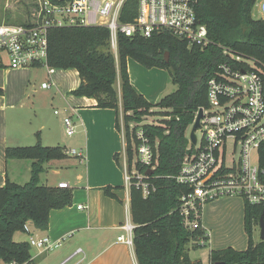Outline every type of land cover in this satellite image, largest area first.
I'll list each match as a JSON object with an SVG mask.
<instances>
[{
    "label": "trees",
    "instance_id": "trees-1",
    "mask_svg": "<svg viewBox=\"0 0 264 264\" xmlns=\"http://www.w3.org/2000/svg\"><path fill=\"white\" fill-rule=\"evenodd\" d=\"M257 0H198L196 15L205 24L209 37L245 57L264 63V20L252 16ZM19 22L30 25L36 8ZM138 12V0H128L122 13L123 21H132ZM109 31L105 27L52 28L49 32L48 65L54 69H76L80 85L71 93L97 100L100 108L117 111L116 127L124 124L126 153L132 164V139L139 143L136 129L142 127L155 153V172L150 176L157 189L148 197L142 190L131 187V216L134 230L135 254L139 264H205L192 259L190 244L198 237H206L202 229L189 230L182 224L180 197L188 192L187 185L177 183L176 176L187 155L193 151L190 130L200 108L208 106V80L218 65L228 60L216 45L202 49L189 46L170 32L143 36L119 35L118 57L110 49ZM169 59L166 60V53ZM146 68L159 67L169 71L177 89L157 102L149 101L132 84L128 59ZM35 66H40L36 64ZM121 81V98L115 88ZM3 89L0 88V95ZM121 102V106H120ZM158 107V110H154ZM122 109V117L120 114ZM160 116L157 123H148V116ZM62 146H47L38 141L34 145L10 146L8 159L32 161L31 176L24 184L7 179L0 187V260L5 263L32 264L29 240H17V232H26L31 222L36 229L46 230L50 213L72 203L71 188L40 183L41 174L52 165L68 157ZM261 165L264 166V147ZM118 160V155L116 156ZM115 197L112 187L104 188ZM264 206H244V226L248 247L212 249L206 264H264V241L254 243V227L259 225Z\"/></svg>",
    "mask_w": 264,
    "mask_h": 264
},
{
    "label": "built area",
    "instance_id": "built-area-1",
    "mask_svg": "<svg viewBox=\"0 0 264 264\" xmlns=\"http://www.w3.org/2000/svg\"><path fill=\"white\" fill-rule=\"evenodd\" d=\"M35 1L30 25L0 24V65L6 60L13 69L46 65L49 74H53L55 69L48 65L52 28L105 27L109 31L110 49L116 57L120 34L150 38L167 31L189 46L202 49L209 45L218 46L228 60L220 63L208 80V106L203 108L199 128L201 139L197 136L193 151L185 157L178 174L172 176L177 183L190 188L180 197L182 224L189 230H203L205 205L222 197H240L245 204L264 206V166L260 163V149L264 147V63L253 58L255 65L250 66L246 62L249 57L225 45L215 44L209 37L207 26L197 19L198 0H138V12L132 21L122 20L128 0ZM257 1L256 16L253 13L252 16L264 20V0ZM42 87L50 88L51 84L43 82ZM55 113L59 112L56 110ZM63 123L66 134L75 135L77 128L72 118L65 116ZM121 128L125 134L122 119ZM136 135L139 139L137 163L130 164L127 155L123 160L125 186L129 194L131 187L136 186L144 197H148L157 189L149 179L155 172V153L141 126L136 129ZM230 139L234 141L235 150L240 147L239 159L233 166L225 164ZM65 152L84 161L83 152L75 148ZM151 169L154 172L150 174ZM58 186L70 188L67 181ZM135 227L128 210L125 221L119 226L124 233L117 237L118 241L133 247ZM25 231L30 234L29 242L39 254L62 245L61 238L53 240L49 236H35L28 223ZM205 236L200 238L202 245L209 237L207 231ZM81 251L78 249L61 264L68 263ZM8 264L18 263L12 261Z\"/></svg>",
    "mask_w": 264,
    "mask_h": 264
},
{
    "label": "crops",
    "instance_id": "crops-1",
    "mask_svg": "<svg viewBox=\"0 0 264 264\" xmlns=\"http://www.w3.org/2000/svg\"><path fill=\"white\" fill-rule=\"evenodd\" d=\"M135 61L132 58L128 59V71L132 84L149 101L156 102V98L164 89H159L158 92L153 94L147 93L141 87H138V80L136 81L134 78L133 72H138L141 76L144 75L143 72L146 70L142 64ZM32 67L34 66L13 69L8 66V60L0 65V88L3 89V94L0 95V187L6 184L7 179L24 184L29 181L31 176L32 161L8 159L6 156L7 147L24 146L22 144L29 142L28 140L32 136L38 137V141L42 143L54 138L53 132L50 131L51 127L46 125V122L38 121L40 115L38 107H35L34 110L35 121L28 123V121L22 120V113L26 109L27 101L32 99L33 106H36L38 100L36 86L34 85L36 73ZM160 69H153L151 72L158 70L157 77H165L167 81V76L163 72L164 69ZM60 70L72 71L76 76V80L72 84L56 87L50 97H52V100L62 103L64 111L67 108L70 110V117L77 128L75 146L78 147L73 148L83 152L84 161L81 162L79 158L68 155L62 161L47 165L52 174L56 175V178L52 183L46 185L58 186L60 182L67 181L72 189L73 199L70 205L51 211L49 226L46 230L36 229L33 224L30 226L35 236H49L53 240L60 238L63 240L62 245L55 249L56 251L53 250L55 251L54 254L49 259H45L43 264H61L78 249L82 251L74 255L66 264H139L135 247L119 242L117 239L120 234L124 233V230L119 226L125 221L127 211H131V194L128 193L125 186L122 162L127 155L126 140L124 132L116 127L117 111L112 108L98 107L97 100L94 98L77 96L71 93L80 85L79 73L76 69ZM55 71L56 69L53 74L48 72V76L52 80L50 82L51 87H42V89H52ZM115 88L121 98L120 78L117 79ZM119 115L122 117V109H120ZM65 116L67 115H63V120ZM64 148L66 149V145ZM73 158L87 167L83 169L82 173H78L73 179L68 180L60 176V172L72 166ZM108 186L112 187L115 197L108 196L105 193L104 188ZM232 199L234 198L230 197V199L224 200V204L233 202ZM211 202L205 205L202 220L204 233L206 231L209 233L206 241L209 240L210 242L212 222L210 218H206L205 212L207 213V208L214 210L218 207L214 204L207 206ZM243 204L242 222L245 231L244 200ZM80 206L82 207L80 208ZM24 233L27 238L21 240H29L30 234ZM245 234L247 248L248 236L246 231ZM31 253L32 264H36L35 262L38 259L48 255V253L39 254L35 247H32Z\"/></svg>",
    "mask_w": 264,
    "mask_h": 264
},
{
    "label": "rangeland",
    "instance_id": "rangeland-1",
    "mask_svg": "<svg viewBox=\"0 0 264 264\" xmlns=\"http://www.w3.org/2000/svg\"><path fill=\"white\" fill-rule=\"evenodd\" d=\"M258 2L259 1L256 2L252 10L254 16H256ZM31 9V0H0V24L6 22H19L24 19V16H26L27 11L29 12ZM246 62L250 66L255 65V61L253 58H246ZM143 68L146 70L143 72L144 75L139 76L138 72H133L134 78L136 79V81L138 80V87H141V89L145 90L147 93L155 94L156 92H158L159 89H164L162 92H160L158 98H156L157 101L177 89V85L173 84V82L171 81V77L167 69H162L165 75L167 76L166 81L165 77H157L158 70H161L160 68L150 69L146 68L145 66ZM32 69L35 71V77L37 78V80L36 78L34 79V85L36 86L38 100L36 102V106H33L32 99H30V101H27L26 109H24L22 113V120L28 121V123L30 121H35L36 118L34 110L35 107H38L40 110L38 121L40 120L46 122V125L51 127L50 131L53 132L54 136L52 140H46L44 143H41L47 146L59 145L64 147L66 145V150L72 149L73 147H78L75 146L77 135L68 136L66 134L65 126L63 123V115L66 114L67 116H70V110L67 108V110L64 111L62 103H60L59 101L52 100V97H50L51 93L56 90V87H62L67 84H72L76 80L75 74L72 71H61L60 69H56L55 74L53 75L54 84L52 86V89H42L41 83L43 81L52 82V80L48 76V66L40 65L32 67ZM153 69L158 70L151 72V70ZM56 110L59 112L58 114L55 113ZM154 110H158V107H155ZM159 118L160 116H158L157 114H153L148 116L146 122L157 123ZM197 136L199 137V139H201L202 131L200 129L197 130ZM28 141L29 142H25L26 144L22 145H34L38 142V137L32 136ZM136 147V141L132 139V148L134 150V163H137ZM239 154L240 147L238 146L235 150L234 141L230 139L227 144L225 164L227 166H233L235 163H237L239 159ZM71 165L72 166L67 170H62L60 172V176L70 180L73 179L76 174L82 173L83 169H86L87 167L85 164H80L74 158L72 159ZM46 172L49 173L47 174ZM55 178L56 175H53L51 170L47 168L46 171H44L40 176V183L46 185L48 183H52ZM233 198V202H228L224 204V200L230 199V197H222L215 201H212L210 204L207 205H218V207L214 208V210L207 208V213L205 212L206 218H210V221L212 222V225L210 226V231L212 232L210 238L211 242L209 240L205 242V240L203 239L205 243L204 245H202V240L199 237L193 240L192 244H190V255L192 259H201L204 263H208L209 254L212 248L232 247L238 250H244V248H246L247 238L243 229L242 222L244 205L243 200L240 197ZM27 223L29 226H32V223L30 221ZM25 238H27V235L24 232H17L15 234V239L17 240ZM253 241L255 244L261 241L260 225H256L254 227ZM55 251L47 252V256L44 255L35 263L43 264L45 262L44 260L49 259V257L52 256L54 254L53 252ZM0 264H5V262L0 260Z\"/></svg>",
    "mask_w": 264,
    "mask_h": 264
},
{
    "label": "water",
    "instance_id": "water-1",
    "mask_svg": "<svg viewBox=\"0 0 264 264\" xmlns=\"http://www.w3.org/2000/svg\"><path fill=\"white\" fill-rule=\"evenodd\" d=\"M168 58H169V53L167 52L166 53V60H168ZM202 117H203V108H200L198 110V113L196 115L195 121H194V123L192 125V128L190 130V141H191V143L193 145H195L196 142H197V133H196V131L201 127L200 121H201ZM150 171H151L150 174L154 172L153 169H151ZM259 225H260V228H261V241H264V210H263V212H262V214L260 216ZM218 264H224V263H218Z\"/></svg>",
    "mask_w": 264,
    "mask_h": 264
}]
</instances>
